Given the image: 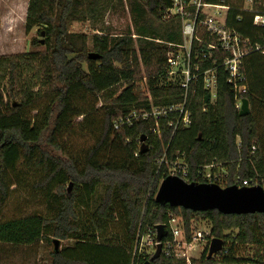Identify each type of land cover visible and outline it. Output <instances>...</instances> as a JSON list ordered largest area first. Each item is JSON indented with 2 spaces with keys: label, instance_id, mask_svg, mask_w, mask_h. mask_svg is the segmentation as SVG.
<instances>
[{
  "label": "trees",
  "instance_id": "16d2710c",
  "mask_svg": "<svg viewBox=\"0 0 264 264\" xmlns=\"http://www.w3.org/2000/svg\"><path fill=\"white\" fill-rule=\"evenodd\" d=\"M207 1L228 5L227 26L261 48L241 65L245 91L240 97L249 113L240 115L235 92L221 72L214 101L197 89L187 103L190 124L172 128L160 119L157 134L149 116L118 129L114 122L132 111L140 115L182 101L177 80L167 75V45L182 41L181 17L167 15L171 0H125L135 33L128 28L120 36L103 27L91 35L67 30L72 21L101 20L112 0H28L25 31L38 27L43 43L33 38L30 44L42 43L45 49L0 55V211L10 186L29 179L53 204L47 217L33 213L0 219V261L7 250L54 236L75 243L58 251L53 244L49 264H187L163 251L157 258L138 252L141 237L157 224L166 226L173 214L182 221L187 240L199 219L209 223L211 239L223 241L218 258H207V243L190 264H264V213L193 211L154 199L176 161L187 165L186 182L206 183L203 168L215 164L211 170L224 173L223 184L217 185L264 189V126L260 129L258 122V113L264 115V28L253 24V13L242 10L240 0ZM259 1L264 0H254V9L264 11ZM86 96L101 103L103 120L95 143L76 149L74 139L84 134L76 120L86 114L79 102ZM167 119L176 125V114ZM141 136L145 150L138 148ZM109 145L122 152L120 160L99 158ZM99 187L103 193L93 204ZM90 205L94 211L85 219L82 208ZM116 217L122 234L109 237ZM167 239L166 230L161 241ZM248 247L251 257L238 254L237 249Z\"/></svg>",
  "mask_w": 264,
  "mask_h": 264
},
{
  "label": "built area",
  "instance_id": "2783aa9c",
  "mask_svg": "<svg viewBox=\"0 0 264 264\" xmlns=\"http://www.w3.org/2000/svg\"><path fill=\"white\" fill-rule=\"evenodd\" d=\"M172 6L167 15L181 17L180 43H168L166 53L167 75L176 79L183 91L182 101L177 105L167 107H152L150 112L132 111L119 116L114 122V128L131 126L133 121L141 116H148L154 120L153 133H159V120H166V126L175 128L180 125L186 127L190 124V112L187 107L188 99L197 89H202L214 101L217 94V83L221 72L226 74V82L235 92L236 108L240 110L242 99L240 94L245 91V76L241 70L243 60L252 51L260 50L259 45L253 46L249 37L243 36L226 24L228 5L214 4L207 0H171ZM254 0H243L242 10L253 13L254 25L264 28V11L254 9ZM264 8V1L260 3ZM264 53V51H261ZM176 114V125L167 116ZM215 164L204 166L203 178L206 183L223 184L224 173L219 169L212 171ZM217 167V165H216ZM169 175H176L182 179L187 177V165L183 161H176L168 168ZM242 185L247 186L246 180ZM158 225V224H157ZM141 237L138 252H145L144 245H152L155 252L158 241L156 239V226ZM164 230L170 234V239L161 241L164 254L182 259L190 264L194 254L199 252V242L205 245L210 242V231L202 232L193 228L190 239L187 240L182 221L175 215L169 216ZM205 235H208L206 238ZM153 236L154 243L153 242ZM204 245V246H205ZM203 246V247H204ZM201 251V250H200Z\"/></svg>",
  "mask_w": 264,
  "mask_h": 264
},
{
  "label": "rangeland",
  "instance_id": "374dc122",
  "mask_svg": "<svg viewBox=\"0 0 264 264\" xmlns=\"http://www.w3.org/2000/svg\"><path fill=\"white\" fill-rule=\"evenodd\" d=\"M240 1L241 5H243V0ZM123 3L124 4L122 5L119 3V0H112L110 9L103 15L101 20H96L95 23L86 19L82 21L70 22L67 26L68 32H81L88 35L99 34V30H97V28L99 29L101 27L106 29V31L111 35L120 36L121 34L126 33L128 28L131 32H134L130 13L125 0H123ZM259 3L260 1L256 4L259 5ZM26 8V0H0V55L21 54L25 52L43 51L45 49L42 43L37 45L30 44L33 38L40 40L43 39L44 34L41 35L38 31V27H33L29 32L25 31ZM79 105L84 108L86 114L76 120L79 130H82L84 133L74 139L73 145L76 149L95 143L101 130L103 120L101 103L98 102L94 96L84 97L79 102ZM258 116L260 117V119L258 117L259 127L262 129L264 126V115L261 116V114L258 113ZM81 122L83 125L80 124ZM142 145H147L146 140L143 142L138 140V148L142 147ZM99 156V158L103 160L118 161L122 157V152L118 148L109 145L99 154ZM10 180H16L15 176L11 175ZM160 182L158 183L157 189ZM102 193L103 188L99 187L94 196L95 200L92 201L93 204L96 200L98 202ZM50 204H53L51 197H46L44 191L42 190H34L32 180L29 179L22 186H10V196L0 211V219L17 218L19 216L23 217L33 213L45 214L44 216H46L49 215L47 210L50 208ZM77 209L79 210L78 207ZM93 211L94 207L92 205H90L89 208L83 207L81 215L86 219ZM114 216H116V214H114ZM176 216L179 218L178 215ZM196 224L197 225H195L194 228L197 230L202 232L210 231V225L208 222L200 221L198 219ZM109 229L112 231L109 233V237L121 235L123 225H120V222L116 217L114 224H112ZM205 237L207 238L208 235H205ZM53 238L59 239L58 248L60 250L71 247L75 243V240L72 238L60 239L50 236L49 240L44 239L31 247L7 250V255L3 257L0 264H49L51 261V251L53 250ZM118 238L119 237L117 236L116 240H118ZM154 238L155 237L153 236L152 243H154ZM204 245V241L199 242V252L194 254L195 257H199L201 252L204 250ZM143 250H145V255L152 253V245H144ZM237 252L240 256L251 257L253 254V250L250 249V247L243 250L237 249ZM217 256L218 254L213 257L218 258Z\"/></svg>",
  "mask_w": 264,
  "mask_h": 264
},
{
  "label": "water",
  "instance_id": "95a60500",
  "mask_svg": "<svg viewBox=\"0 0 264 264\" xmlns=\"http://www.w3.org/2000/svg\"><path fill=\"white\" fill-rule=\"evenodd\" d=\"M43 35V32H41ZM43 43V39H41ZM90 58H96L94 53L89 54ZM240 115L249 113L247 101L242 100ZM145 137L141 136L140 141ZM146 147L142 145L141 150ZM72 182L66 187V193L71 194ZM155 201L158 203H168L170 206L184 207L193 211L217 210L222 214H247L264 213V189L255 185L250 187H238L229 185L221 187L215 183L186 182L176 175H168L161 182L155 194ZM164 225L156 226V245L152 258H157L161 253V240L164 236ZM54 250H59V239H53ZM223 247L220 238H212L207 248V258L210 259ZM144 264H151L150 260Z\"/></svg>",
  "mask_w": 264,
  "mask_h": 264
},
{
  "label": "crops",
  "instance_id": "0c3cea01",
  "mask_svg": "<svg viewBox=\"0 0 264 264\" xmlns=\"http://www.w3.org/2000/svg\"><path fill=\"white\" fill-rule=\"evenodd\" d=\"M26 2L28 3V0H26Z\"/></svg>",
  "mask_w": 264,
  "mask_h": 264
}]
</instances>
